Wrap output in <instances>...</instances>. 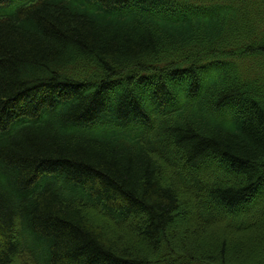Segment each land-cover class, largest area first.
<instances>
[{
  "label": "trees",
  "instance_id": "16d2710c",
  "mask_svg": "<svg viewBox=\"0 0 264 264\" xmlns=\"http://www.w3.org/2000/svg\"><path fill=\"white\" fill-rule=\"evenodd\" d=\"M0 264H264V0H0Z\"/></svg>",
  "mask_w": 264,
  "mask_h": 264
},
{
  "label": "rangeland",
  "instance_id": "374dc122",
  "mask_svg": "<svg viewBox=\"0 0 264 264\" xmlns=\"http://www.w3.org/2000/svg\"><path fill=\"white\" fill-rule=\"evenodd\" d=\"M168 171H172L170 168H168ZM205 173V172H204ZM164 176L163 177H166L165 174H163ZM168 177V176H167ZM169 178V177H168ZM185 209L187 211V215L188 217L190 218V220L193 222V218H192V215H191V209H188V207L185 206ZM88 219L89 221L95 225V226H101L102 229H103V232H104V235L110 239V240H113L115 242H118V238L120 235V233L118 231H115L113 230L109 225L108 223H106V221L104 219H102L99 215H97L94 211H91L88 213ZM221 239V237H220ZM176 240L177 243H175V246L178 248V247H184L186 249H189V247L191 246V241L188 237L180 234L176 237ZM200 243L203 244V245H210L212 244L211 240L210 239H206L205 237H203L201 235L200 239H199ZM211 242V243H210ZM119 243V242H118ZM209 243V244H208ZM121 244L124 246V247H127L129 249H135V246H134V243H133V240L130 239V237L128 236H125V239L123 242H121ZM231 257H234L232 256V254L230 255Z\"/></svg>",
  "mask_w": 264,
  "mask_h": 264
}]
</instances>
